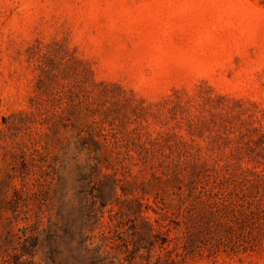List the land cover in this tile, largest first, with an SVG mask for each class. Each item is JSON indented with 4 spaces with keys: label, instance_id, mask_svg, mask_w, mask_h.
Returning <instances> with one entry per match:
<instances>
[{
    "label": "rangeland",
    "instance_id": "rangeland-1",
    "mask_svg": "<svg viewBox=\"0 0 264 264\" xmlns=\"http://www.w3.org/2000/svg\"><path fill=\"white\" fill-rule=\"evenodd\" d=\"M0 264H264V0H0Z\"/></svg>",
    "mask_w": 264,
    "mask_h": 264
}]
</instances>
